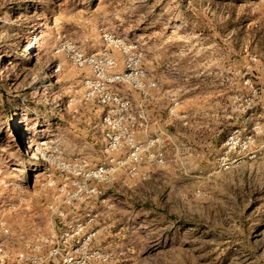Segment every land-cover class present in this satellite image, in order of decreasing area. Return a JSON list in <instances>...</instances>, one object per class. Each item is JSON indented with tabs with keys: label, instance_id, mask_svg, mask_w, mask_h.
<instances>
[{
	"label": "rangeland",
	"instance_id": "1",
	"mask_svg": "<svg viewBox=\"0 0 264 264\" xmlns=\"http://www.w3.org/2000/svg\"><path fill=\"white\" fill-rule=\"evenodd\" d=\"M123 50L159 90L112 81ZM103 53L115 63L102 81L145 118L136 175L119 162L128 148L103 151L109 109L87 99L100 73L74 64ZM101 165L106 180L87 181ZM65 185L98 188L65 207L92 214L93 247L107 255L93 264H264V0H0V241L1 223L14 251L52 235Z\"/></svg>",
	"mask_w": 264,
	"mask_h": 264
},
{
	"label": "built area",
	"instance_id": "2",
	"mask_svg": "<svg viewBox=\"0 0 264 264\" xmlns=\"http://www.w3.org/2000/svg\"><path fill=\"white\" fill-rule=\"evenodd\" d=\"M125 53V68L121 74L114 76V82L127 83L131 85L139 93L147 94L148 91L159 90V82L153 78L148 70L143 66L139 54ZM74 64L79 68L86 64H91L96 67L100 75L99 79H91L87 86V99L97 105H102L109 110L104 113L101 118L102 127L104 129V153L111 155L118 151H126L129 153L126 159L120 160L121 165L130 163L132 166L130 171L132 175L138 173V166L142 161L143 144L137 141L134 137L138 128L139 120H145L143 115H139L137 120L135 116L129 113L128 102L120 95L112 92L106 87L103 79L105 67H112L114 60L107 53L102 55H86L76 54L74 56ZM179 105V101L174 103ZM174 113V111H171ZM159 143V138H149L146 141L147 149L156 147ZM153 158L159 164L164 161V154L160 150H156ZM71 165V164H69ZM120 165V166H121ZM64 162L59 163V167L65 169ZM73 168H76L77 162L73 163ZM89 166L87 161H82L80 170H84ZM109 169L106 165H101L93 172H86L87 181L96 179L97 181L106 180L109 175ZM73 186H79L80 181L75 179ZM64 186V192L58 196V204L54 207V215L59 220V227L54 230V233L48 237H44L36 242L24 241L22 248L14 251V242L12 234L1 223L2 233L4 238L0 241V264H93L95 262H104L107 260L105 251L94 249L93 238L95 231L91 228L93 221L92 214L85 212L82 216L75 212L71 213L65 210V207L76 209L74 202L83 201L97 195L98 188L94 185H88L84 194H71Z\"/></svg>",
	"mask_w": 264,
	"mask_h": 264
},
{
	"label": "crops",
	"instance_id": "3",
	"mask_svg": "<svg viewBox=\"0 0 264 264\" xmlns=\"http://www.w3.org/2000/svg\"><path fill=\"white\" fill-rule=\"evenodd\" d=\"M193 116H190V114L185 113L183 115V119H182V123H180V125L182 126V128H184V130L186 131H190L193 128L192 122L193 120H191ZM202 118H205V115L198 113L197 115V122H198V126H197V131L199 133H205L206 131V127L204 126V122L201 120ZM176 125L174 126V124H172L173 128H176V126L178 125V123H175Z\"/></svg>",
	"mask_w": 264,
	"mask_h": 264
},
{
	"label": "bare ground",
	"instance_id": "4",
	"mask_svg": "<svg viewBox=\"0 0 264 264\" xmlns=\"http://www.w3.org/2000/svg\"><path fill=\"white\" fill-rule=\"evenodd\" d=\"M38 148V147H37ZM39 149V148H38ZM36 150V149H35ZM14 170L17 172V173H22V171L19 169V168H14Z\"/></svg>",
	"mask_w": 264,
	"mask_h": 264
}]
</instances>
